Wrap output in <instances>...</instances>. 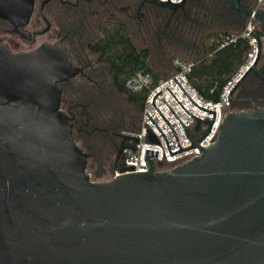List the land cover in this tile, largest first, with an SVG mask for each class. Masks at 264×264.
<instances>
[{
	"label": "water",
	"instance_id": "95a60500",
	"mask_svg": "<svg viewBox=\"0 0 264 264\" xmlns=\"http://www.w3.org/2000/svg\"><path fill=\"white\" fill-rule=\"evenodd\" d=\"M151 1L173 11L187 2ZM224 1L264 30L263 10ZM33 7L34 0H0V18L26 25ZM254 38L256 58L237 74L230 101L251 72L264 80L257 68L264 31ZM78 70L59 43L18 54L0 44V264H264V108L229 111L205 147L200 142L216 112L196 104L175 80L194 105L214 113L213 121L199 118L172 93L198 119L196 129L210 126L203 138L193 139L178 117L194 143L181 146L156 106L161 91L154 105L180 150L172 152L147 114L171 156L196 147L201 155L156 170L157 152L148 150L147 171L124 166L96 181L61 108L58 83Z\"/></svg>",
	"mask_w": 264,
	"mask_h": 264
},
{
	"label": "trees",
	"instance_id": "16d2710c",
	"mask_svg": "<svg viewBox=\"0 0 264 264\" xmlns=\"http://www.w3.org/2000/svg\"><path fill=\"white\" fill-rule=\"evenodd\" d=\"M190 1L194 4L193 8L200 13L203 12L202 14L207 16L208 19L223 18L217 15V12H223L225 15L227 13L222 8L223 4L221 3H223V0H205L206 2L202 0ZM211 1L215 3L214 7L216 9L207 4L208 2L211 3ZM228 16L235 20L233 12L230 11ZM226 22L229 23L230 20ZM240 24L241 22H235V25H238V27ZM238 27H235L234 30L211 31L205 34L202 46L194 47V53L197 52L196 58L188 61L193 63V67L188 73L189 81L206 100L211 102L216 103L220 101L224 87L240 72L251 52L252 47L249 39L245 37H240L236 42L220 47L222 40L226 36L241 32L237 31ZM103 30L105 37L96 49L101 52L102 58L110 67L109 70L115 88L121 93L126 94L132 103H139L143 109L146 93H133L126 88L125 83L129 77L137 72H151L156 80L161 78L159 73L152 69L149 64L150 49L147 47L139 49L130 36L128 26L124 23L106 26ZM199 49H201V52ZM91 93L93 97H100L101 95L97 90ZM92 94L84 100L85 108H81V111H78L80 116L77 125L82 131L75 137L83 142V149L90 151L91 156L101 166H103L104 161H107L105 158L108 159L109 156L115 153L116 157L113 162L114 171L123 166L122 156H117V145L120 146L121 140L116 141V139H113L112 132L101 124L98 117L100 113L104 115V111L106 109L109 110L112 104H110V101L92 99ZM263 96L264 85L251 72L234 93L229 111L253 110L255 107H264ZM92 101H100V104L95 105V103H91ZM81 112H84V114H81ZM110 112L111 110L107 114ZM85 133H88L89 137L84 135Z\"/></svg>",
	"mask_w": 264,
	"mask_h": 264
},
{
	"label": "flooded vegetation",
	"instance_id": "af4514ba",
	"mask_svg": "<svg viewBox=\"0 0 264 264\" xmlns=\"http://www.w3.org/2000/svg\"><path fill=\"white\" fill-rule=\"evenodd\" d=\"M139 1L145 2V0H34L33 11L26 25H15L9 19L0 18V44L7 45L14 54L35 51L44 44L59 43L68 50L72 66L79 70L75 76L59 82L58 86L62 89L61 108L70 115L75 140L77 138L74 132L82 131L77 124L80 116L78 111L85 108L84 100L92 94V91L97 90L101 93L100 97H93L92 94V99L105 101L106 87L111 88L112 91L115 88L110 67L102 58L101 52L96 49L105 37L103 28L124 23L129 29L128 21L132 22L138 17ZM149 2L155 5L151 0ZM243 3L248 6L254 4L253 0H243ZM163 9L171 13L168 16L169 21L179 10ZM229 9L234 13L235 21L247 24L248 19L242 12L230 7ZM156 18L158 17L155 15L154 19ZM258 24L256 34H261L264 30L260 23ZM10 36L33 47L16 51L15 46L20 48L21 43H13ZM262 41L264 48V38ZM257 68L264 69V51ZM257 77L264 85V80ZM124 132L111 133L113 139L121 140L120 146L117 145L118 157L121 156L120 148L125 141Z\"/></svg>",
	"mask_w": 264,
	"mask_h": 264
},
{
	"label": "built area",
	"instance_id": "2783aa9c",
	"mask_svg": "<svg viewBox=\"0 0 264 264\" xmlns=\"http://www.w3.org/2000/svg\"><path fill=\"white\" fill-rule=\"evenodd\" d=\"M180 1L182 0H171V2ZM253 3L254 4L251 7L254 11H264V0H253ZM255 21L256 19L254 16H251L242 32L239 34L226 36L220 44V47H224L229 43L236 42L240 37L249 39L252 49L245 65L240 69V71L252 64L256 58L258 45L256 39L254 38V35L256 34ZM173 65L176 68V72L168 77H161L160 79L156 80L151 72H137L126 80L125 86L129 91L133 93H146L143 114L139 128L137 130L125 131L123 133L124 135L138 137L135 140L132 138H125L123 143V145L126 146L136 147L135 149L126 147L121 148V156L123 161L122 167L134 166L133 168H126L127 171H147L149 169V165L147 163L148 150L157 152L156 158L152 160V164L156 170L173 168L193 159L196 156L201 155L200 148L196 147L171 156L164 135L158 126L162 129L165 136L167 137L172 152L180 150V147L173 129L155 108L154 100L160 91L161 93L157 96L156 106L174 127L182 147L194 145L183 123L190 131L193 139L197 140L202 139L210 127L205 123H201L198 126V129H196L198 119L192 116L189 112L206 121H213L214 119V113L203 110L200 107L194 105L190 98L199 106L216 112V118L212 129L200 142L205 147H208L215 141L224 117L226 113L229 112V108L232 104V101L229 100V94L237 79V75L224 87L220 101L214 103L206 100L189 81L188 73L193 67L192 62L185 61L180 57H175L173 59ZM175 80L180 84V86L185 90L190 98ZM172 93L179 99V101L189 112ZM164 99L174 111L169 107ZM147 113L152 117L158 126L153 122ZM160 163H162V165ZM122 167L120 170H115L113 177L122 173V170L124 169Z\"/></svg>",
	"mask_w": 264,
	"mask_h": 264
},
{
	"label": "rangeland",
	"instance_id": "374dc122",
	"mask_svg": "<svg viewBox=\"0 0 264 264\" xmlns=\"http://www.w3.org/2000/svg\"><path fill=\"white\" fill-rule=\"evenodd\" d=\"M149 1L150 0H145L144 3L139 1L137 19H134L132 22L128 21L129 32L134 44L139 49L146 47L150 49L149 64L152 69L159 73L160 77H168L176 72V68L173 65V59L175 57H180L187 61L194 60L197 56V52L194 53V47L202 46L205 34L208 32L234 30L235 27H238V25H235L236 21L228 16L230 9L224 0L222 1L223 3H221L223 4L222 8L225 12L227 11L228 14L226 13L225 15L223 12H217V15L223 18L216 17L211 18L212 20L210 18L208 19L207 16L202 14L203 12L200 13L195 10L193 8L194 4L190 0H187L184 6L186 12L183 8L179 9L173 14L170 21L168 16L171 13L166 12L165 9L159 6L153 5ZM202 1L206 2L205 0ZM207 4H210L216 9V7H214V2L211 1V3L208 2ZM155 15L160 18H156L157 20L154 19ZM227 18L230 20L229 23L226 22L229 21ZM258 23L259 22L256 20L255 25L257 28H259ZM244 24L242 23L239 25L238 32H242L245 29L246 25ZM10 40L16 44L17 42L21 43L20 48L13 45L16 51L23 49L27 50L33 47L32 45L23 43L14 36H10ZM199 50L201 52V49ZM105 92H107V96L104 99L105 101H110L112 106L109 107V110L106 109L104 111V115L98 112L100 113L98 117L101 124L107 127L110 132L118 131L121 133L122 131H132L133 129L139 128L143 114V109L140 104L132 103L126 94L121 93L115 88L112 91L111 88L106 87ZM100 101H92L91 103L98 105ZM107 110H111V112L107 114ZM87 131L89 132V130ZM78 133L80 132H74L75 136H78ZM84 135L89 137L88 133ZM76 141L83 147V142L79 138H77ZM85 151L90 155L88 160V171L91 173L92 178L96 181L112 179L115 174V171H113V162L116 154L113 153L108 159L105 158L107 161H104L103 166H101L91 156L90 151Z\"/></svg>",
	"mask_w": 264,
	"mask_h": 264
}]
</instances>
